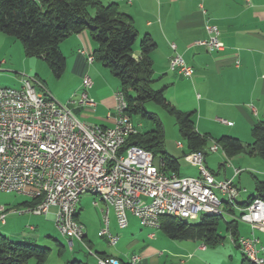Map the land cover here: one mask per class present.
Masks as SVG:
<instances>
[{
    "label": "built area",
    "instance_id": "obj_1",
    "mask_svg": "<svg viewBox=\"0 0 264 264\" xmlns=\"http://www.w3.org/2000/svg\"><path fill=\"white\" fill-rule=\"evenodd\" d=\"M208 37L199 41L211 52L225 49L218 25L207 23ZM171 47L176 51V44ZM80 53L86 54L85 50ZM88 62L95 61L94 54L87 55ZM239 63V62H238ZM3 61H0V67ZM170 68L185 77L193 75V67L177 51L170 60ZM84 87L80 96H72L66 103L56 100L50 93L35 90L30 81L21 88L0 89V190L15 192L32 200L41 196L37 189V178H51L53 198L45 204V215L56 208L55 226L69 238L73 247L77 235H86L85 226L79 221V229H71L69 213L72 207H79V193H87V186H104V192L116 199L118 226L123 229L129 224L128 214L136 216L141 224L153 230L161 228L156 217L157 209H170L196 214L198 209L215 208L226 210L235 208L241 187H228L229 178H216L206 166L207 153H190L187 157L197 165L199 176H181L176 172L165 173L160 167L164 162L157 161L155 155L141 147L132 149L126 146L130 129H138L128 113V101L124 92L115 93V124L103 126L88 123L77 114V109L86 111L96 107V101L87 93L93 81L89 75L83 77ZM110 115V114H109ZM221 122L233 123L221 118ZM180 144V143H179ZM181 145V144H180ZM209 152H214L210 146ZM33 162H41L42 170H33ZM242 172L237 168L236 174ZM203 178L213 179L217 191H210L203 185ZM214 192H225L233 199V206H218ZM34 202V203H35ZM33 203V204H34ZM98 205V202H94ZM237 219L248 223L252 231L264 232V203L251 208H239ZM27 209H9L0 205V221L5 222L8 211L24 213ZM105 226L100 231L109 245L119 242V235L109 228V214L104 215ZM154 236V233L151 234ZM233 240V239H232ZM238 243L244 254H254L260 264L263 247L259 239L240 236ZM205 248L206 246H202ZM100 264H120L117 258L101 257L94 251ZM137 254L130 257L131 264L141 261Z\"/></svg>",
    "mask_w": 264,
    "mask_h": 264
},
{
    "label": "crops",
    "instance_id": "obj_2",
    "mask_svg": "<svg viewBox=\"0 0 264 264\" xmlns=\"http://www.w3.org/2000/svg\"><path fill=\"white\" fill-rule=\"evenodd\" d=\"M102 2L117 3L120 10L132 18L138 31V38L142 39L149 35L156 42L157 47L152 53L154 77L160 80L161 87H166V98L178 109L194 112L197 131L209 135L211 139L209 146H217L214 152L206 149V166L216 178L232 179L242 188L239 195L240 202H245L251 195H256L257 181H264L263 164H255L256 161L251 163L247 157H241L240 154L228 157L215 141L221 136L229 135L239 138L248 145L253 126L264 120V0H102ZM207 23L220 27L221 39L225 44L224 50L211 52L205 45L198 43L208 37ZM172 43L176 44V51L193 67L194 72L191 77H185L171 70L170 60L176 52L171 47ZM96 47V43L87 30L72 34L61 43V50L67 58L66 68L72 66L77 77L89 75L93 81L87 93L95 99L96 107L88 111L79 108L76 114L88 123L113 126L115 124V93L120 90V87L114 85L117 83L106 71L108 69L97 61L88 62L87 55L93 54ZM80 50H85L86 54L80 53ZM139 56V50L137 53L134 52V57ZM83 90L81 82L72 96H80ZM221 118L233 124H225L220 121ZM175 148H182L185 162L193 166L187 170L188 173L181 172L180 157L172 154L178 158L177 173L181 176H199L197 165L187 157L191 152H188L186 145L178 142ZM242 163H248V166H243ZM216 168H218L217 171ZM235 168L242 169V172L236 174ZM243 168L253 171L247 175L243 173ZM21 196L24 198L9 209H27L32 205L31 198ZM106 209L107 206L105 209L102 208L103 217ZM110 209L109 228L112 233L120 235L119 231L126 229L131 234L138 222L143 226L136 216L129 213V224L121 229L118 226L114 208ZM29 211L28 209L22 214L10 211L5 222L0 221V233L16 241H34L35 236L32 233L38 228L32 224L35 214ZM55 211L56 208H52L50 213L40 215L45 216V221L42 223L50 221L53 223L49 227L55 226ZM78 212V219L84 225L80 210ZM234 212L237 213L236 210ZM231 215L234 216L232 219L239 221L235 215ZM27 224L30 225L29 230L32 233L25 232ZM104 226L105 223H101L94 234L85 227L86 247L95 249L94 252L98 256H112L123 260L122 254L125 255V252L123 247H118L120 239L113 251L114 246L109 245L107 239L100 234ZM40 229L42 230L40 237L43 233L49 234L43 232V228ZM255 232L252 231V235H255ZM152 233H149V237H156L155 233L151 236ZM97 235L106 240L107 247L94 243ZM135 241L136 239L129 247L135 244ZM76 242L83 246L81 242ZM202 246L204 244L200 245L202 250L208 249L207 246L205 248ZM261 247L264 248L262 245ZM70 250L72 255L63 257L64 259L58 264H64L74 258L79 259L75 255V241ZM62 251L64 256V248ZM132 255L135 253L126 254V259L124 258L123 261L129 262ZM94 258L97 259L96 256ZM152 260V257H144L137 264H149Z\"/></svg>",
    "mask_w": 264,
    "mask_h": 264
},
{
    "label": "trees",
    "instance_id": "obj_3",
    "mask_svg": "<svg viewBox=\"0 0 264 264\" xmlns=\"http://www.w3.org/2000/svg\"><path fill=\"white\" fill-rule=\"evenodd\" d=\"M88 29L97 47L93 52L95 61L107 68L120 81L128 101V113L155 121V128L138 132L127 138L126 147L135 144L151 151L157 161L164 162L160 169L165 173L178 172V158L169 154L165 145V133L161 118L149 112L145 103L153 102L175 116L180 136L188 152L197 153L210 148V137L197 131L194 112H184L172 104L165 95V88H153L154 77L152 53L157 47L149 36L139 44L140 56L134 57V45L138 31L132 18L122 12L117 3L105 4L102 0H0V32L20 40L27 57L41 58L47 62L52 73L60 77L67 65V58L61 50V43L72 34ZM253 141L245 145L239 138L224 135L215 141L228 157L240 153L264 158V120L252 128ZM209 146V147H208ZM207 149V150H206ZM158 154L160 156H158ZM264 198V181H257V194L245 202L238 201L243 208L254 199ZM35 200H32V204ZM234 212L233 209H230ZM79 218V212L76 215ZM217 214H205L197 224H188L184 218L162 215L161 230L177 240L200 241L207 247L216 246L226 237L219 234L220 219ZM79 220V219H78ZM234 243L241 249L238 239L241 235L239 221H226ZM59 253L62 254V243ZM72 248V247H71ZM90 248V247H89ZM91 248L89 249L90 252ZM264 250V248H263ZM262 250V251H263ZM242 251V250H241ZM261 251V252H262ZM51 248L35 243L14 241L0 233V264H29L34 258L36 264H45ZM243 264H255L243 253ZM262 256V254H261ZM120 264L130 261L118 259ZM64 264H89L74 258Z\"/></svg>",
    "mask_w": 264,
    "mask_h": 264
},
{
    "label": "rangeland",
    "instance_id": "obj_4",
    "mask_svg": "<svg viewBox=\"0 0 264 264\" xmlns=\"http://www.w3.org/2000/svg\"><path fill=\"white\" fill-rule=\"evenodd\" d=\"M86 30L89 33V30ZM140 41L141 38L139 37L134 45V51L136 53L139 50ZM34 59V57L26 56L24 46L20 40L0 32V61L4 62L0 67V86L21 88L26 81H30L31 85L37 92L50 93L59 102L66 103L72 97L75 90L81 85L83 77H77L72 66L68 67V69L66 68L62 76L57 77L52 73L47 62L41 58H37L40 60ZM106 71H108L110 77L115 81V83H117L114 85H118L121 88L119 79L109 70ZM161 86L162 83H160V80L153 83L154 89H158ZM145 108L149 112L157 113L161 118L165 133L166 150L171 155L174 154L177 157H180V170L181 172L186 173L187 170L193 166L185 162V157L182 155L183 149L175 148L178 142L184 143L180 136L175 116L153 102L145 103ZM133 121L142 132L151 130L156 126L153 119L143 117L141 114H134ZM249 135L250 143L248 144H251L253 141L252 131ZM158 156L160 155L158 154ZM240 156L245 158L247 157L251 163L252 161H256V163L254 162L255 164L261 163L264 166V158L262 156H252L245 152L240 153ZM228 164H230V161H228ZM242 165L248 166V163H242ZM216 167L218 166L216 165ZM217 169L218 168L215 170L217 171ZM236 169L237 168H235V170ZM252 171L253 170L251 169L243 168V173L247 175H250V172ZM217 193L221 197L223 196L220 192ZM23 198L24 197L21 196V194L0 190V205L5 206L6 208L16 204ZM80 200L78 210L81 212V221L84 223V226L88 227L92 234H94L99 228V225H101V223H105L102 208L105 209L106 206L108 208V204L105 203L100 196L91 193H83ZM95 201L98 202V205L94 204ZM236 208V216H239L241 213V209L239 208L242 207L239 203H237ZM29 212L33 213L32 211ZM205 214L206 213L193 214L191 217L185 218V221L188 224H197L201 221L203 215ZM44 217L45 216L34 215V223L32 224H34V227L38 228L37 231L33 233L32 231L30 232V225L27 224L25 226V232H30L35 236L34 241H30L31 243H35L41 247L51 248V253L45 264H58V262H61L64 259L63 257L66 258L72 255L68 238L58 231L56 226L49 227L53 222L48 221L43 224L42 222L45 221ZM222 217L223 218L220 219L219 224V234L226 237V239L214 247H208L207 250H202L200 248V245L202 244L200 241L172 239L162 230H153L141 226L139 222L135 225L134 231L131 234L130 231L126 229L119 231L120 242L118 247H123L122 249L124 251H122L125 252V255L135 253L141 258L152 257L153 260L149 264H243L242 251L232 240L230 231L226 229V221L231 220L234 216H232L229 212H225ZM132 220L135 219L132 218ZM40 228H43V232H48L49 234L43 233L42 237H40L39 234L42 232ZM239 230L242 236H252L251 226L241 220H239ZM150 232L155 233L156 237H149ZM255 236L259 239V246H264V232L256 230ZM135 239V244L129 247L131 242ZM76 241L75 255L80 260L87 261L89 264H99L98 259L89 255V249L86 247V243L79 241L83 244L82 246L78 245ZM58 243H62L64 246V256H62L63 252L62 254L59 253V250L61 249ZM94 243L96 245L102 244L105 247L108 246L106 240L99 235L95 236ZM115 248L116 247L114 246L112 250ZM92 250L96 251L95 249ZM122 255V259L125 260L126 256L124 253ZM263 255L264 253L262 256ZM29 264H36V260L34 258L30 259Z\"/></svg>",
    "mask_w": 264,
    "mask_h": 264
},
{
    "label": "bare ground",
    "instance_id": "obj_5",
    "mask_svg": "<svg viewBox=\"0 0 264 264\" xmlns=\"http://www.w3.org/2000/svg\"><path fill=\"white\" fill-rule=\"evenodd\" d=\"M0 89H8V87H0ZM124 98L126 99L125 95H124ZM137 132H138L137 129H130L128 132V137L136 134ZM131 146H132V149H141V146H138L135 144H132ZM211 147L213 148V151L217 150L216 145H213ZM197 153H206V152L199 151ZM33 170H42V163L33 162ZM203 185L207 187L208 190L210 191H217V183L214 182L213 179L203 178ZM228 187H238V186L232 180H228ZM37 189H41L42 194L41 196H37L36 202L32 204L31 206H29L28 208L33 213L43 212L45 204H49V202L53 198V187L51 183V178H37ZM87 193L100 196L102 200L108 204V208L106 209L105 214H109V209L111 207H113L116 212V199H111V196L109 195V193L104 192V186H87ZM220 193L223 195L222 197L217 192H214V199H217L218 206H233V199L229 196H226L225 192H220ZM82 194L83 193H79V201H80ZM238 201H239L238 199L235 200V208H236ZM257 203H264V198L258 197L254 199V201L250 205L245 206V208H251L252 206H255ZM225 212L227 211L219 210L215 208H203V209H198L196 211V213H206V214L210 213V214H217L221 216H224ZM77 214H78V207H72L69 213V225L71 229H79V221L76 216ZM162 215H172V216H176V217H180L184 219L191 217L190 212L170 210V209H157L156 210L157 219H160ZM84 238H85L84 235L76 236V240L78 241L84 242ZM68 242H69L70 247H72L71 242L69 241V238H68ZM245 255L249 258L251 262L255 264H260L258 260L256 259V256H254V254H245Z\"/></svg>",
    "mask_w": 264,
    "mask_h": 264
}]
</instances>
